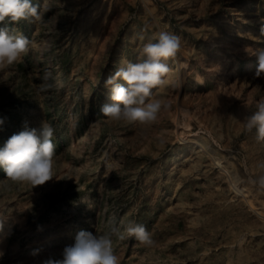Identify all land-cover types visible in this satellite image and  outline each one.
<instances>
[{
  "label": "rangeland",
  "instance_id": "rangeland-1",
  "mask_svg": "<svg viewBox=\"0 0 264 264\" xmlns=\"http://www.w3.org/2000/svg\"><path fill=\"white\" fill-rule=\"evenodd\" d=\"M32 2L49 9L39 22H0L29 39L0 69V147L49 123L53 177L32 187L0 168V264L62 259L81 230L130 223L154 243L112 235L119 264H264V142L244 125L264 99L248 56L264 50V0ZM157 31L180 39L153 89L168 107L151 124L108 121L104 81Z\"/></svg>",
  "mask_w": 264,
  "mask_h": 264
},
{
  "label": "clouds",
  "instance_id": "clouds-1",
  "mask_svg": "<svg viewBox=\"0 0 264 264\" xmlns=\"http://www.w3.org/2000/svg\"><path fill=\"white\" fill-rule=\"evenodd\" d=\"M48 10L46 4L42 7L33 4L32 0H0V22L8 18L15 23L22 20L36 23ZM260 34L264 35V19L260 21ZM179 48L178 36L168 31L155 32L149 42L139 49L137 62H129L118 68L104 81L105 87L109 88L112 103L101 105L100 112L103 116L108 121L129 125L155 122L162 108H167L168 105L160 99L152 98L153 89L165 85V77L169 72L167 61L176 57ZM28 51L29 39L26 36L12 35L7 27H0V69L18 63ZM248 56H255L257 59L254 78L264 77V50L249 53ZM44 79H48L47 75ZM2 123L3 120L0 119V124ZM244 125L249 133L255 129L256 140L264 142V99L257 102L256 110L246 116ZM53 136L54 128L43 121L40 129L25 127L23 131L9 137L0 147V168L6 178L32 187L49 181L53 177ZM252 183L264 189V174L258 175ZM82 202L87 203V200L82 198ZM2 227L0 225V229ZM112 235H118L121 240L134 238L145 247H151L154 243L151 234L140 224L130 223L124 233H120L115 227L103 234L81 230L76 235L75 243L64 248L62 259L49 257L43 264H119L118 257L114 254Z\"/></svg>",
  "mask_w": 264,
  "mask_h": 264
},
{
  "label": "bare ground",
  "instance_id": "bare-ground-1",
  "mask_svg": "<svg viewBox=\"0 0 264 264\" xmlns=\"http://www.w3.org/2000/svg\"><path fill=\"white\" fill-rule=\"evenodd\" d=\"M237 189H238L239 191H241V188H238V187H237Z\"/></svg>",
  "mask_w": 264,
  "mask_h": 264
}]
</instances>
